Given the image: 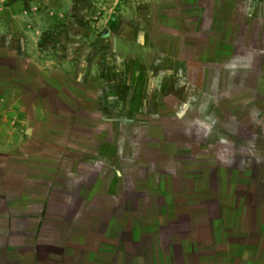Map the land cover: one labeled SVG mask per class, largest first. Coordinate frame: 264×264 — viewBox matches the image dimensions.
<instances>
[{"label": "crops", "instance_id": "obj_1", "mask_svg": "<svg viewBox=\"0 0 264 264\" xmlns=\"http://www.w3.org/2000/svg\"><path fill=\"white\" fill-rule=\"evenodd\" d=\"M142 6L96 88L0 53V264H264V0Z\"/></svg>", "mask_w": 264, "mask_h": 264}, {"label": "rangeland", "instance_id": "obj_2", "mask_svg": "<svg viewBox=\"0 0 264 264\" xmlns=\"http://www.w3.org/2000/svg\"><path fill=\"white\" fill-rule=\"evenodd\" d=\"M143 2L0 0V53L26 56L39 88L45 82L81 86L88 78L96 88V72L113 66L114 34H136Z\"/></svg>", "mask_w": 264, "mask_h": 264}, {"label": "trees", "instance_id": "obj_3", "mask_svg": "<svg viewBox=\"0 0 264 264\" xmlns=\"http://www.w3.org/2000/svg\"><path fill=\"white\" fill-rule=\"evenodd\" d=\"M255 59H256V58H255ZM256 61H257V60H254L253 62H256ZM253 62H252V63H253ZM253 64H254V63H253Z\"/></svg>", "mask_w": 264, "mask_h": 264}, {"label": "built area", "instance_id": "obj_4", "mask_svg": "<svg viewBox=\"0 0 264 264\" xmlns=\"http://www.w3.org/2000/svg\"><path fill=\"white\" fill-rule=\"evenodd\" d=\"M12 122H16L15 120H12Z\"/></svg>", "mask_w": 264, "mask_h": 264}]
</instances>
